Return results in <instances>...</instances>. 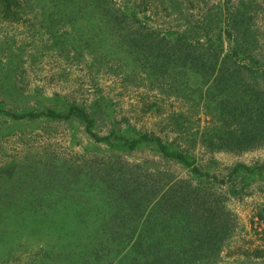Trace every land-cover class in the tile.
<instances>
[{
	"label": "rangeland",
	"instance_id": "rangeland-1",
	"mask_svg": "<svg viewBox=\"0 0 264 264\" xmlns=\"http://www.w3.org/2000/svg\"><path fill=\"white\" fill-rule=\"evenodd\" d=\"M125 1L166 33L219 0L169 11L168 0ZM54 2L0 0V264H132L180 229L201 242L197 264H264V140L210 146L226 143L216 131L231 121L211 79L152 60L94 16V1ZM74 106L80 115L65 117Z\"/></svg>",
	"mask_w": 264,
	"mask_h": 264
},
{
	"label": "trees",
	"instance_id": "trees-1",
	"mask_svg": "<svg viewBox=\"0 0 264 264\" xmlns=\"http://www.w3.org/2000/svg\"><path fill=\"white\" fill-rule=\"evenodd\" d=\"M54 1L53 5L60 10L66 4V0L63 6L60 4L62 0ZM90 1H94L92 6L94 16L101 19V23L106 21L105 26L108 28L123 30V33L129 36L128 41L133 42L130 45L137 49L144 48L143 52L148 53L152 60L161 63H168L165 60L176 61L193 68L204 82L209 79L213 81L215 88L210 90V94L219 95L217 102L223 109L227 108L224 112L231 121H225L227 122L225 128L216 131L222 133L220 138L226 143L210 146L239 152L252 148L256 142L264 140V83H259L264 81V57L259 55V59L256 50L257 37L253 14L255 0H219L216 7H212L215 12H210L209 8L184 29L166 33H160L142 22L138 17L139 12L146 14L148 10L146 8L136 11L125 0ZM168 1L170 7L165 10H176L178 0ZM179 2L181 4V0ZM147 6L150 8L151 5ZM237 79L241 81L250 79V82L242 84ZM239 86H243L242 91L237 89L239 94H236L233 88ZM80 111L74 106L65 117L73 113L79 114ZM48 114L61 116L54 111H49ZM142 138L147 139L148 136L144 135ZM156 141L165 154H168L169 147L159 138H156ZM171 155L187 163V156L182 152L173 150ZM194 170L198 171V168L195 167ZM189 186L191 187V184ZM191 189L199 195L202 187ZM180 232L182 237L176 235L177 237L171 240L172 243L169 242L171 245L163 247L160 242L156 248V244H148L152 255H146L143 260L135 257L132 264L202 262L205 257L196 255L201 242L197 246L194 241H185L184 229H180Z\"/></svg>",
	"mask_w": 264,
	"mask_h": 264
}]
</instances>
